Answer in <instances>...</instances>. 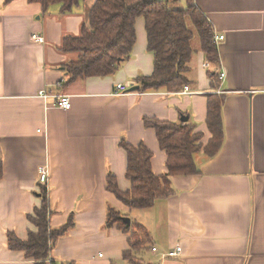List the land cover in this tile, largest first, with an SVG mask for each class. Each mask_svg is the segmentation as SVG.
<instances>
[{"label": "crops", "instance_id": "0c3cea01", "mask_svg": "<svg viewBox=\"0 0 264 264\" xmlns=\"http://www.w3.org/2000/svg\"><path fill=\"white\" fill-rule=\"evenodd\" d=\"M173 1V0H172ZM187 4V0H185ZM214 25L220 63L212 67L201 48L189 64L192 85L171 92L133 89L154 71L145 19L136 20L131 57L115 73L70 80L64 65L78 58L63 52L67 36L89 26L95 0L64 13L31 0H0V264H33L9 248L8 233L28 237L32 215L47 190L50 226H74L52 243L48 261L57 264H132L125 256L129 234L107 227L115 207L150 232L146 264H264V0H195ZM42 35L43 43L33 34ZM223 36L224 39H221ZM223 77L219 86L210 71ZM128 93L115 94L117 84ZM189 93H183L182 91ZM47 91L48 99L40 96ZM208 93H224L223 145L215 156L194 154L199 173L173 176L174 193L149 209H130L107 188L113 173L120 189L131 187L121 140L145 144L152 169L167 170V155L145 117L195 124L208 145ZM67 94L72 106L57 107ZM48 166L42 185L38 171ZM157 246L158 251L152 250ZM181 249L177 257H163Z\"/></svg>", "mask_w": 264, "mask_h": 264}, {"label": "trees", "instance_id": "16d2710c", "mask_svg": "<svg viewBox=\"0 0 264 264\" xmlns=\"http://www.w3.org/2000/svg\"><path fill=\"white\" fill-rule=\"evenodd\" d=\"M41 2L47 9L51 4H61L64 13L85 0H31ZM172 0H95L90 9L89 26L83 25L79 36H67L63 39V52H76L78 58L64 65L70 80L106 76L117 71L122 60L131 57L136 43V20L145 19L148 48L154 54V71L151 75L138 78L140 90L146 92L166 89L171 92L191 86L189 64L194 56L193 38L200 40V48L205 53L206 61L216 67L220 63V53L215 41L214 25L208 19L195 0H187L186 7L172 6ZM211 81L219 86L221 74L211 70ZM207 126L211 131L208 145L201 141L203 133L195 124L187 121H160L153 117L144 118L146 128L156 130L161 149L168 157L164 174L157 175L152 169L153 153L145 144L133 146L121 140V146L127 154V178L131 188L120 189L113 173L108 177L107 188L130 209H149L157 199L166 198L174 193L173 176L194 175L199 173L194 154L204 151L206 156H215L223 145L224 126L222 107L224 93H208ZM3 163L0 161V178ZM43 199L28 219L35 227L28 231L23 239L14 232L8 233L9 248L23 251L33 264H57L49 260L52 243L67 234L74 226L72 214L69 220L59 228L50 226L51 208L47 190L43 188ZM107 227L116 226L129 236L131 248L124 256L132 264H146L143 253L152 246L150 232L139 221L127 223L123 213L110 207L107 213ZM66 264H74L68 262Z\"/></svg>", "mask_w": 264, "mask_h": 264}, {"label": "built area", "instance_id": "2783aa9c", "mask_svg": "<svg viewBox=\"0 0 264 264\" xmlns=\"http://www.w3.org/2000/svg\"><path fill=\"white\" fill-rule=\"evenodd\" d=\"M221 39H224L223 36H220ZM32 39L35 41V42H38V43H43L45 38L42 36V35H39V34H33L32 35ZM216 43L219 41V39L217 38L216 40ZM221 77H223V74L221 75ZM183 93H189L188 91H186V89L184 91H182ZM128 93L127 91V86L122 84V83H118L117 84V88H116V91H115V94L119 95V94H126ZM40 96L45 100V99H48L50 97L49 93L45 90V91H41L40 93ZM55 104L57 105V107H61L63 109H70L71 106H72V101L70 100V96L67 95V94H60L58 96H56L55 98ZM38 175H39V180H40V183L42 185H48V182H49V179H50V172H49V168L48 166H41L39 168V171H38ZM153 251L157 252L158 251V248L157 246H154L152 248ZM181 255V249L180 248H177L175 250H172V251H168L166 254L163 255V257H177V256H180Z\"/></svg>", "mask_w": 264, "mask_h": 264}, {"label": "rangeland", "instance_id": "374dc122", "mask_svg": "<svg viewBox=\"0 0 264 264\" xmlns=\"http://www.w3.org/2000/svg\"><path fill=\"white\" fill-rule=\"evenodd\" d=\"M171 3H172V6L177 5V6H181V7H186V5H187L185 0H173ZM193 39H194L193 40V46H194L195 49L198 50L200 48V40H199V38L197 37L196 34H195ZM147 254H148V252H146L144 254V259L145 260H147V258L145 257Z\"/></svg>", "mask_w": 264, "mask_h": 264}, {"label": "water", "instance_id": "95a60500", "mask_svg": "<svg viewBox=\"0 0 264 264\" xmlns=\"http://www.w3.org/2000/svg\"><path fill=\"white\" fill-rule=\"evenodd\" d=\"M139 85H134L132 90L133 89H139ZM188 120V116H183L182 117V121H187ZM123 219L127 222V223H131V218L130 217H126V216H123Z\"/></svg>", "mask_w": 264, "mask_h": 264}]
</instances>
